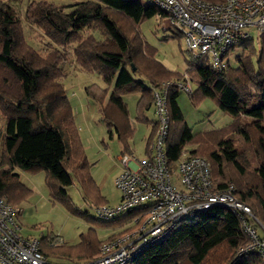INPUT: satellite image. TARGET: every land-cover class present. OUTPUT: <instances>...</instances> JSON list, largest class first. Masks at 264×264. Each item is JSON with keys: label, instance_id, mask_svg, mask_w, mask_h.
Segmentation results:
<instances>
[{"label": "trees", "instance_id": "1", "mask_svg": "<svg viewBox=\"0 0 264 264\" xmlns=\"http://www.w3.org/2000/svg\"><path fill=\"white\" fill-rule=\"evenodd\" d=\"M203 1L215 4L225 0ZM66 7L48 0H33L27 6V21L38 26L54 45L43 57L27 42L15 8L0 0V111L6 119L3 143L0 132V198L13 205L23 202L32 189L16 170H44L54 198L96 221L76 206L67 191L77 181L85 202L93 206L103 202L62 81L67 48L75 44L73 54L82 70L106 81L118 73L106 103V90H91V86L86 91L101 106L102 120L122 144L123 153L129 151L134 129L121 97L139 93L137 118L146 120L144 111L153 104V88L181 80L184 73L174 74L157 60L155 50L141 34L139 25L144 20L166 16L155 4L80 0ZM87 29L92 32L85 35ZM255 34L240 39L228 52L243 49L237 67L226 62L217 70L203 59L191 57L186 71L191 83L197 84V89L188 93L192 100H216L222 110L233 115L230 126L193 135L178 103L180 90L169 86L167 152L170 161H176L184 153L185 144H195L188 154L206 158L219 187L232 186L234 195L264 222V32ZM130 215L105 223L119 222L123 226ZM242 217L240 211L214 205L179 224L164 240L150 245L128 264H264L259 255L241 252L249 243ZM119 235L100 239L91 228L82 232L75 244L53 246L47 238L39 240L41 251L49 259L81 263L96 258L103 243Z\"/></svg>", "mask_w": 264, "mask_h": 264}, {"label": "built area", "instance_id": "2", "mask_svg": "<svg viewBox=\"0 0 264 264\" xmlns=\"http://www.w3.org/2000/svg\"><path fill=\"white\" fill-rule=\"evenodd\" d=\"M166 13L159 18L163 27L180 34L192 58H201L214 69L225 64L228 52L252 32H264V0H148ZM192 92L189 75L153 88L156 131L148 155L133 160L127 154L118 159L123 172L116 178L121 200L116 205L94 207L97 218L112 220L130 215L123 234L103 243L99 255L81 263L50 261L41 251L40 240L25 237L18 222L21 207L0 198V264H128L150 245L164 240L184 221L220 205L240 211L249 243L241 252L259 255L264 262V222L233 193V187H219L212 176L210 162L184 152L170 161L167 142L170 135L169 86ZM61 246L57 234L48 241Z\"/></svg>", "mask_w": 264, "mask_h": 264}, {"label": "rangeland", "instance_id": "3", "mask_svg": "<svg viewBox=\"0 0 264 264\" xmlns=\"http://www.w3.org/2000/svg\"><path fill=\"white\" fill-rule=\"evenodd\" d=\"M11 4L22 20L24 35L27 42L32 45L38 53L45 57L54 45L47 39L43 31L36 25L30 24L26 19V9L33 0H4ZM39 1V0H37ZM49 2L64 7L72 5L80 0H48ZM144 3H150L148 0H141ZM68 11L69 8L66 7ZM141 34L150 47L155 50V58L174 74H183L189 69L191 56L186 50V44L177 32L167 30L158 16L144 20L139 25ZM92 30H85L88 35ZM95 31V35L99 36ZM252 35L256 37L255 32ZM75 44L67 48V58L63 63L66 76L63 78L65 92L72 104L75 123L80 137L85 147L90 163H94L92 174L100 187L101 197H107V204L116 205L121 198V191L116 184V178L123 172L124 166L118 157L127 154L133 160V157L143 159L147 156L146 142L151 133V125L136 119L135 111L137 109L136 92L127 94L128 108L136 130L131 139V151L121 152V146L117 137H110L106 123L102 120L97 102L87 93L88 87L91 90L97 88L107 91L105 101L110 96L115 79L118 73L111 80H104L96 73H90L82 70L75 60L73 49ZM233 48V47H232ZM235 48V47H234ZM232 51V50H231ZM243 53V49L237 47L232 53L227 55L225 63L229 62L231 67L239 65L238 56ZM193 91L197 89V84L192 81ZM178 103L183 112L184 120L187 126L193 132V135H203L204 133H214L216 130L224 129L231 125L233 115L230 112L221 109L216 100L212 98H202L199 101L192 100L185 91H180ZM87 111L86 118L80 117V111ZM154 110L150 108V117L154 118ZM130 116V118H131ZM156 118V115H155ZM131 120V119H130ZM6 119L0 111V132L2 134V143L5 139ZM157 127V123H156ZM195 144H185L184 152L189 153ZM90 164V165H91ZM21 174V180L32 189V193L26 200L15 204L21 207V214L18 222L20 232L25 237H34L37 239L49 238L59 234L64 244H75L80 239V234L93 228L96 230L100 239L108 238L110 234L118 233L123 229L119 222L105 223L110 220H101L97 218L93 205L84 201L77 181L67 187V191L72 197L74 203L82 211H88L96 221H90L83 216L71 210V207L54 198L46 184V172L39 170L36 172L17 169ZM106 204V205H107ZM98 206V205H96ZM263 222V221H262ZM128 221L126 222V224ZM126 229L123 230V232ZM122 234V232H121ZM51 261H57L55 257H50Z\"/></svg>", "mask_w": 264, "mask_h": 264}, {"label": "crops", "instance_id": "4", "mask_svg": "<svg viewBox=\"0 0 264 264\" xmlns=\"http://www.w3.org/2000/svg\"><path fill=\"white\" fill-rule=\"evenodd\" d=\"M136 96H137V104H138V100H139V98H140V94L138 93V94H136ZM108 98H109V96L107 97V99H106V101H105V103L107 102V100H108ZM122 98V100H123V102H124V104L126 105V107H127V111H128V113H129V116H131V114H130V111H129V108H128V101H127V96L125 95V96H122L121 97ZM98 104V103H97ZM98 106H99V112H100V105L98 104ZM150 108H152L153 110H154V106H153V104H152V106L150 107ZM150 108H148V109H146L145 111H144V117H145V119L146 120H140V121H142V122H146V123H148V124H150L151 125V133H150V135H149V137L147 138V142H146V153H147V155H148V150H149V143H150V141H151V139L154 137V135H155V126H156V118H155V115H154V118H151L150 117ZM81 113H80V117H84V118H86V116H87V111H85L84 112V110H82V111H80ZM137 112H138V110L136 109V111H135V115H136V119H138L137 118ZM154 112V114H155V111H153ZM131 120H130V122H131V126H132V128L134 129V132H135V130H136V125L134 124V122H133V116H131V118H130ZM110 135V137H115L116 135L115 134H109ZM133 138V136L131 137V138H129V141H128V150L129 151H131V143H130V141H131V139ZM119 141V140H118ZM120 143V142H119ZM120 146H121V152L123 153V147H122V144L120 143ZM84 151H85V154H86V156H87V158H88V153H86V150H85V147H84ZM88 161H89V163H90V160H89V158H88ZM91 164V163H90ZM93 166H94V163H92L91 165H90V173H91V175H92V177H93V179L95 180V182H96V186H97V188H98V190L100 191L101 189H100V187L97 185V181H96V179H95V177L93 176V174H92V168H93ZM25 183V182H24ZM99 194H100V196L102 195V193H100L99 192ZM103 196V195H102ZM102 199H103V202L101 203V204H107L106 202L107 201H109V199H108V197H107V201L105 200V197H102ZM120 200H121V198H120ZM119 200V201H120ZM107 205H110V204H107ZM127 227H128V224H126V222L125 223H123V229L120 231V232H118V233H121L124 229H127ZM113 234H116V233H113ZM113 234H110L109 236H112ZM108 236V237H109ZM104 239H107V238H104ZM79 242V241H78ZM77 242V243H78ZM51 261V260H50ZM55 262V261H54Z\"/></svg>", "mask_w": 264, "mask_h": 264}]
</instances>
